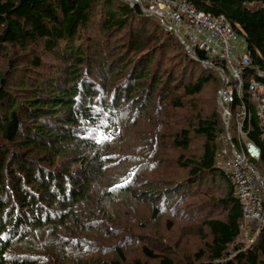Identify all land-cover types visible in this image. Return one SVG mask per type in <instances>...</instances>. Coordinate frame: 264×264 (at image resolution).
<instances>
[{
  "label": "trees",
  "instance_id": "16d2710c",
  "mask_svg": "<svg viewBox=\"0 0 264 264\" xmlns=\"http://www.w3.org/2000/svg\"><path fill=\"white\" fill-rule=\"evenodd\" d=\"M185 1L212 16L224 15L244 38L250 64L241 71L242 99L234 97L231 109L241 102L247 107L243 125L249 139L260 147L259 158L250 163L261 172L257 170L264 182V147L247 92L250 78L264 83V77L256 74V70L264 74V0ZM154 26L163 29L161 38L143 47L153 36L149 28ZM91 27H96L94 36L78 44L80 35L89 33ZM116 32L122 35L119 57H125L118 67L113 62L117 55H106L110 50L103 52L110 33ZM172 44L183 47L181 57L175 58L183 66L185 61L189 63L186 79V70L176 73L175 61L166 60V67L160 68L164 48L172 49ZM37 46L64 64L55 78L43 73L45 78L39 84L32 74L23 72L27 65L32 71L46 68L43 53L33 50ZM194 51L199 60L190 56L176 34L158 18L122 0H0V56L7 64L0 71V264H37L30 256L46 257L45 250L52 253L53 241L63 249L80 245V254L99 245L81 237V233L102 227L99 196H104L100 200L103 205L142 192L141 197L154 200L152 216L159 214L158 204L164 195L151 184L153 180L141 176L158 167L157 133L163 125L157 115L160 109L149 112L148 107L155 99L168 98L182 106V96L199 94L210 83H219L218 89L222 86L218 69L227 73L223 60L196 47ZM202 60L211 66L203 65ZM196 65L199 70L194 74ZM176 76L185 80L184 85L169 89L178 81ZM110 78L114 82L106 85ZM178 88L180 97H168ZM215 96L214 109L194 111L195 123L189 128L191 135L202 139L201 154L178 157V162L184 168L191 166V183L214 173L226 181V190L215 204L225 210L224 216L204 221L211 236L206 259H201L202 253L196 260L183 263L168 255L157 258L142 247L157 259L155 264H264V227L247 247L236 243L242 226L249 223L243 219L241 205L218 165L216 152L223 147L230 149V140L238 151L243 144L234 130L235 117L229 122L228 139L217 93ZM139 119L140 123L158 121L162 125L144 134L134 130ZM171 137L182 150L190 146L189 130L183 129L179 135L173 130ZM99 182L101 187L95 189ZM111 215L122 224L113 213L108 214L107 221ZM100 230L107 233L112 229L106 226ZM111 247L117 258L110 264H121L125 259L122 247ZM23 249L30 253V260H25ZM90 264H98V260Z\"/></svg>",
  "mask_w": 264,
  "mask_h": 264
},
{
  "label": "rangeland",
  "instance_id": "374dc122",
  "mask_svg": "<svg viewBox=\"0 0 264 264\" xmlns=\"http://www.w3.org/2000/svg\"><path fill=\"white\" fill-rule=\"evenodd\" d=\"M127 28L128 27H126V30ZM154 28L155 29L149 28L154 34H152L153 36L148 37L146 42L143 39V42H145L143 47H150L151 44H154L155 41L161 38L163 29L160 27L157 28L156 26H154ZM95 30L96 27H91L89 30L90 34L86 32L81 34L78 44H81L84 39H91V35L94 34ZM122 33L123 30L121 34ZM121 34L118 32L114 35L110 33V37L108 38L109 45L106 47V50L103 51L107 52L110 50L106 55H109L112 52L114 55H117V57L115 56L113 59L116 67H118L122 62L121 60L125 58L119 57L118 54V52H122L121 50L123 49V45L119 46V40L122 38ZM118 35L121 36L117 37ZM114 37L117 38L114 39ZM172 46H174L172 49L169 47L164 48V53L162 54L164 63H162L160 68L162 69L163 66L164 68L166 67V60H168V63L175 61L176 64L174 67H176V73H181L186 70V67L189 68L190 65L187 61H185V66L181 65V60L179 62L176 61L175 56L181 57L183 54V47L179 44H172ZM236 46L238 50L242 52L244 44L236 42ZM4 50H7V47H5ZM33 50L39 54L40 52L43 53L41 55L46 68L32 71L31 65H27V69L25 68L23 72L32 74L31 76L37 79L36 84L41 83L42 79L45 78L42 75L43 73L48 77H57L59 72L63 69V62L56 59L53 55L45 53L42 50V47H33ZM130 53H126V56ZM0 54L2 53L0 52ZM152 62L153 61H151V63ZM5 65H7L6 61L0 56V71L4 70L6 67ZM137 65L141 66L139 63H137ZM126 66L127 65H124V68ZM152 66L153 64L150 68ZM194 68L195 74L199 70V66L196 65ZM190 70L191 69H189V71ZM33 72H38V75H41L42 78L36 77V74ZM187 73L186 70L183 75L185 79ZM175 78H178V81L169 86V89L177 84L181 86L184 85L185 80H183V78L182 80L179 79L178 76ZM112 82H114V80L113 78H110V82L106 83V85H110ZM114 84H117V82ZM218 87L219 83H210L206 85L199 94L185 97L182 96V99L179 100L182 106L176 105V101L174 102V100H171L170 98L164 101L155 99L151 102L148 110L149 112H154L156 108H159L160 111H158L157 115L161 118L159 120L162 121L163 125L162 123H158V121H151L144 124L140 123L139 119L134 126V130L148 134L151 130H155L158 126L162 125L157 133L159 146L157 149V159H155V161L158 163V167L141 175L146 177L148 181L153 180L151 184L157 186L161 195H164L159 201V214L157 216H152V204L154 203V200L141 197L142 194H144L142 192H139L137 196L128 195L125 198L120 197L118 202L107 201V204L104 203L103 205H101L100 200L103 199L104 196H99L100 199L97 201V204L101 210L98 219L100 223H102V227H100L98 231L81 233V237H86L93 242L94 240L98 241L99 245L91 246L88 250L84 251L83 254H80L78 253L81 249L80 245H78L79 247L75 245L72 247L66 246L63 249V245L53 241V254L48 250H45L46 257L40 255L30 257L32 259H37L36 261L39 262L37 264H40L41 262V264H90L93 260H98V264H110L111 259L115 260L117 258L111 247L116 244V246L122 247L125 257L121 264H155L157 259L148 256V254L142 250V247L147 248V250L157 255V258L162 255H168L175 260L182 261L183 263L196 260L202 253L203 256L201 259H206L208 256L206 245L210 242L211 236L204 221L210 218L224 216L225 210L221 207H217L215 204L217 203V199L225 192L227 183L217 173L206 176L207 178L200 182L194 181V183H191V181L194 180L193 178L191 179V176L189 175L191 166H189V168H184L178 162V157H198L201 154L202 139L191 135L192 131L189 128L195 123L194 111H197L198 109L207 110V108H210L211 110L214 109L213 104ZM181 93V88L174 89L173 94L168 97L176 98L174 97L176 95L180 97ZM216 110L219 109L216 108ZM183 129L189 130L191 136L190 146L184 150H182L176 143L174 144L171 137V132H173V130L179 135ZM257 170L255 171L257 172ZM258 172L261 174L259 170ZM261 176L262 175H260V177ZM140 178L141 177H139V180ZM101 185L102 183H97L95 189H98V186L100 188ZM109 213L119 216L122 224L116 222L115 217L112 215L107 221L106 217ZM106 226L112 230L107 231V233L101 232L100 229L106 228ZM258 233L259 231L253 225L244 224L236 243L241 245L242 248H245L255 240ZM52 238H55V236ZM230 248L232 247H229V249ZM23 251L25 250L23 249ZM29 254V252L25 251L24 257H27L25 260H30L28 258ZM233 254L234 252L232 255ZM76 256H79L80 259H75L74 257ZM29 263L30 262L28 261L25 262V264ZM31 264L34 263L32 262Z\"/></svg>",
  "mask_w": 264,
  "mask_h": 264
},
{
  "label": "built area",
  "instance_id": "2783aa9c",
  "mask_svg": "<svg viewBox=\"0 0 264 264\" xmlns=\"http://www.w3.org/2000/svg\"><path fill=\"white\" fill-rule=\"evenodd\" d=\"M130 6L138 5L147 15H153L168 30L173 31L179 41H183L193 50L196 47L207 56L223 60L226 67L218 69L222 86L217 92V104L221 110L226 135L229 122L235 117L234 130L241 145L239 151L230 140V149L223 147L216 152L218 165L222 173L234 187L235 196L242 208L243 218L260 231L264 227V182L255 171L250 160H257L260 147L248 137V129L243 125L247 118V107L244 102L231 109L234 97L242 99V68L250 64L245 42L239 36L224 15L212 16L198 10L185 0H122ZM236 42L244 44L242 52ZM206 61V60H204ZM211 65L209 61H206ZM258 76L264 74L256 70ZM249 104L255 115L259 129V140L264 147V83L251 79L247 83Z\"/></svg>",
  "mask_w": 264,
  "mask_h": 264
},
{
  "label": "water",
  "instance_id": "95a60500",
  "mask_svg": "<svg viewBox=\"0 0 264 264\" xmlns=\"http://www.w3.org/2000/svg\"><path fill=\"white\" fill-rule=\"evenodd\" d=\"M180 42L184 45L185 49L187 50V52L190 54L191 57H193L195 60H199L198 57H197V55H196V53H195V51L190 46H188L186 43H183V41H180ZM200 62L203 65L207 66V67H210L211 66L209 63H207L204 60H202Z\"/></svg>",
  "mask_w": 264,
  "mask_h": 264
},
{
  "label": "bare ground",
  "instance_id": "6f19581e",
  "mask_svg": "<svg viewBox=\"0 0 264 264\" xmlns=\"http://www.w3.org/2000/svg\"><path fill=\"white\" fill-rule=\"evenodd\" d=\"M228 179V178H227ZM229 180V179H228ZM229 182H230V180H229ZM231 183V182H230ZM232 185V184H231ZM232 187H233V185H232ZM233 191H234V187H233ZM234 195H235V191H234ZM236 197V196H235ZM244 219V218H243Z\"/></svg>",
  "mask_w": 264,
  "mask_h": 264
}]
</instances>
